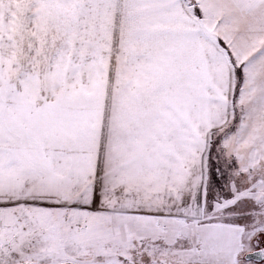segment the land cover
<instances>
[{"label":"snow or ice","instance_id":"snow-or-ice-1","mask_svg":"<svg viewBox=\"0 0 264 264\" xmlns=\"http://www.w3.org/2000/svg\"><path fill=\"white\" fill-rule=\"evenodd\" d=\"M0 264H264V0H0Z\"/></svg>","mask_w":264,"mask_h":264}]
</instances>
